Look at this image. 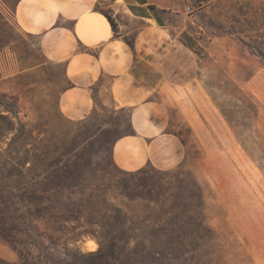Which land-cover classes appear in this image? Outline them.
<instances>
[{
  "label": "rangeland",
  "instance_id": "1",
  "mask_svg": "<svg viewBox=\"0 0 264 264\" xmlns=\"http://www.w3.org/2000/svg\"><path fill=\"white\" fill-rule=\"evenodd\" d=\"M167 28L166 88L152 99L162 133L184 150L174 167L160 166L164 146L135 170L114 162V142L135 134L127 108L63 116L61 64L0 83V165L26 124L34 137L22 146L52 175L57 218L40 225L51 264H264V0H182ZM7 41L22 64L42 61L0 21ZM190 76L198 89L182 83Z\"/></svg>",
  "mask_w": 264,
  "mask_h": 264
},
{
  "label": "crops",
  "instance_id": "2",
  "mask_svg": "<svg viewBox=\"0 0 264 264\" xmlns=\"http://www.w3.org/2000/svg\"><path fill=\"white\" fill-rule=\"evenodd\" d=\"M181 7L182 0H0V21L42 56V61L22 64L15 41L0 45V83L48 63L61 64L68 84L58 93L57 108L66 118L82 119L99 105L129 109L135 134L114 142L118 166L138 169L153 161L162 146L168 153L158 155L160 166L179 165L185 156L182 144L162 133L164 125L153 117L162 101L153 99L167 83V21ZM129 33H134L131 42L125 38ZM182 83L198 89L192 76ZM0 257L11 258L1 243Z\"/></svg>",
  "mask_w": 264,
  "mask_h": 264
},
{
  "label": "trees",
  "instance_id": "3",
  "mask_svg": "<svg viewBox=\"0 0 264 264\" xmlns=\"http://www.w3.org/2000/svg\"><path fill=\"white\" fill-rule=\"evenodd\" d=\"M105 16L115 28L112 18ZM34 130L26 124L16 128L14 145L10 144L0 165L4 170L0 173V238L18 255L16 261L0 257V264H51L43 251L48 235L40 231V225L57 218L51 209L52 175L37 167L38 158L21 142L32 139Z\"/></svg>",
  "mask_w": 264,
  "mask_h": 264
},
{
  "label": "bare ground",
  "instance_id": "4",
  "mask_svg": "<svg viewBox=\"0 0 264 264\" xmlns=\"http://www.w3.org/2000/svg\"><path fill=\"white\" fill-rule=\"evenodd\" d=\"M84 245L87 247L88 250H94L96 243L93 239H86Z\"/></svg>",
  "mask_w": 264,
  "mask_h": 264
},
{
  "label": "built area",
  "instance_id": "5",
  "mask_svg": "<svg viewBox=\"0 0 264 264\" xmlns=\"http://www.w3.org/2000/svg\"><path fill=\"white\" fill-rule=\"evenodd\" d=\"M184 10L189 17H191L192 19L194 18L193 8L191 6L186 5Z\"/></svg>",
  "mask_w": 264,
  "mask_h": 264
}]
</instances>
